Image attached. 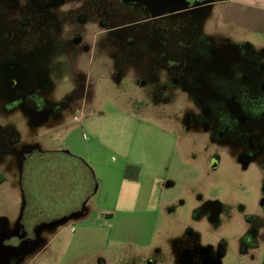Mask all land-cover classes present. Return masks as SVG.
Here are the masks:
<instances>
[{
  "label": "rangeland",
  "instance_id": "374dc122",
  "mask_svg": "<svg viewBox=\"0 0 264 264\" xmlns=\"http://www.w3.org/2000/svg\"><path fill=\"white\" fill-rule=\"evenodd\" d=\"M112 3L87 0L88 13L92 14L89 18H97V11L102 10L106 24L100 38L91 37L81 46L69 43L66 47L57 39H28L21 51V64L25 68L15 76L19 77L22 94L32 93L29 101L50 115L44 126L34 130L33 140L42 150L64 149L88 161L98 184L85 205L88 213L82 217H86L62 227L61 241L41 263L96 264L100 258L106 264H179L191 258L186 253L191 254L201 246L211 249L213 254L220 251V264H248L250 247L242 239L245 230L242 216L234 212L238 201L228 197L239 196L237 188L229 184V159L224 154H219V161L213 158L214 145L206 134L181 131L177 120L182 117V105L189 96L179 84L176 70L167 68L164 53L169 52L170 44L178 48L184 43L197 46L201 34L227 35L234 41L264 50V2L250 6L226 0L224 7L216 10L215 20L222 13L218 26L209 23L198 28L183 23L177 33L171 26L166 33L168 42H159L157 50L149 48L146 42L128 44L120 38L115 43L116 51L109 54L106 48L112 45L116 27L119 32L124 29L121 34L154 31V26L149 24L123 26L126 22L113 16ZM9 7L11 0L0 6V20L1 12ZM72 15L76 19L87 17L76 10ZM1 26L8 28L10 34H17L14 22L0 21ZM100 50L106 51L103 59ZM65 52L71 57L64 58ZM202 58L208 61L206 54ZM169 59L177 61L173 54ZM140 65H145L141 76L137 73ZM63 66L81 69L64 70ZM73 82L84 87L88 102L77 104L74 112L68 109L73 121L63 125L67 117L59 118V112L67 98L62 103L59 100L73 89ZM53 83L54 89H49ZM37 90L41 92L35 93ZM4 111L14 110L6 107ZM6 121L1 122L6 132L17 127L22 141L32 139L31 130L17 113ZM57 125L62 128L54 130ZM4 160L6 168L1 165ZM9 161V156L0 157V216L13 221L20 212L21 193L16 173L9 172ZM34 161L40 164L38 156ZM217 162L219 166L214 170L212 163ZM134 164L142 168L144 185L136 211L124 213L114 208L122 193L119 169ZM77 172L81 179L82 169L78 168ZM72 180L70 177L63 182ZM79 183L80 191L63 187L62 193L49 195L43 184L35 182L34 189L45 203L40 204L41 211L34 221L58 219L80 208L85 193L81 190L82 179ZM32 189L25 184L27 198ZM211 200H219L224 209L217 232L206 221L198 223L194 218L195 212ZM29 203L25 217L32 221ZM62 246H66L64 252ZM259 247L260 263L254 264H264V245ZM54 248L62 249L59 258H55Z\"/></svg>",
  "mask_w": 264,
  "mask_h": 264
},
{
  "label": "flooded vegetation",
  "instance_id": "af4514ba",
  "mask_svg": "<svg viewBox=\"0 0 264 264\" xmlns=\"http://www.w3.org/2000/svg\"><path fill=\"white\" fill-rule=\"evenodd\" d=\"M6 1L0 0V6L6 4ZM111 1L113 16L126 22L123 26L129 28L133 24H149L154 26V31L147 29L137 34H121L124 29L119 32L116 27L113 30L112 45L106 48L109 54L116 51L115 43L120 38L128 44L146 42L149 48L157 50L159 42H168L169 36L166 33L171 26L175 33L183 23L198 28L209 23L218 26L215 20L216 10L226 0ZM75 10L87 17L73 18L72 13ZM91 15L88 13L87 0H11V7L1 12L0 21L14 22L17 34L12 35L8 28L0 27V157H10L8 169L11 174L17 175L21 208L13 221H7L6 217L0 216V264H6V261L7 264L34 262L33 256L47 242L46 235L58 226L52 225L53 222L72 214L79 217H71L67 222L78 220L87 212L86 206H81L72 214L58 219L34 221L41 208L40 196L34 189L37 166L34 157H39L44 152L65 150H42L33 140L34 130L44 126L50 115L29 101L32 93L22 94L19 77L15 75L25 68L21 64V51L28 39H57L64 46L69 43L81 46L91 37L100 38L104 32L102 27L106 24L102 10L97 11V18H89ZM198 40L195 47L190 43H184L182 48L170 44L169 52L164 53L167 68L170 71L176 70L179 84L189 96L182 105L183 115L177 120V124L186 133L192 131L206 134L214 145L215 160L219 161V154L228 157L231 174L229 184L239 192L237 198L232 195L228 197L238 201L237 210L234 212L242 216L245 229L242 239L250 247V260L247 263H258L259 246L264 245V50L234 41L227 35L201 34ZM14 48L19 53H15ZM106 51H99L102 59ZM170 54L176 56L177 61H171ZM205 54L208 61L202 58ZM70 57L71 54L65 52L64 58ZM62 69L81 68L63 66ZM144 69L145 65L138 66L137 73L141 76ZM54 84L49 85V89H54ZM72 88L59 100L62 103L67 98L63 102L64 109L59 112L61 119L69 117L68 109L74 112L77 104L88 102L84 87L73 82ZM6 107H12L14 111L6 113ZM16 113L21 121L26 122L32 135L34 134L30 135L32 139L22 141L17 127L11 132L4 129L1 122H7ZM1 165L6 168L7 161L4 160ZM218 166L219 162L212 163L214 170ZM26 183L33 188L29 198L24 190ZM29 202L32 221H27L25 217ZM223 211L219 200L206 201L195 212L194 218L198 223L206 221L217 232L220 230L219 221ZM216 251L213 254L209 248L197 247L191 254L186 253L191 257L189 260L184 259L179 264H220L218 255L221 252ZM242 252L240 250L241 254ZM96 264L106 262L99 258Z\"/></svg>",
  "mask_w": 264,
  "mask_h": 264
},
{
  "label": "trees",
  "instance_id": "16d2710c",
  "mask_svg": "<svg viewBox=\"0 0 264 264\" xmlns=\"http://www.w3.org/2000/svg\"><path fill=\"white\" fill-rule=\"evenodd\" d=\"M47 157L49 159H47ZM39 160L40 164H38L35 169V177L37 179L36 182L38 184H43L45 187L44 191H47L49 195L62 193L63 187H67V189L72 192L80 191V189L77 188H79V182H81L82 179L84 190H81L85 193V195L84 200L81 202V206H85L89 199L97 191L98 184L95 174L88 163L82 158L64 151L44 152L39 155ZM53 160H56L57 162ZM78 168H81L83 171V176L81 177V179H79L80 174L77 172ZM139 174L140 168L138 166L127 165L124 169V179L127 181H137L139 178ZM70 177L73 180L70 183L65 184L63 180H66V178L70 179ZM74 186L76 187L75 189ZM41 203H45L43 199L41 200ZM78 209L79 208L74 209L71 214Z\"/></svg>",
  "mask_w": 264,
  "mask_h": 264
},
{
  "label": "crops",
  "instance_id": "0c3cea01",
  "mask_svg": "<svg viewBox=\"0 0 264 264\" xmlns=\"http://www.w3.org/2000/svg\"><path fill=\"white\" fill-rule=\"evenodd\" d=\"M233 1L245 3V4L250 5V6L251 5L252 6H255L257 3H260V2H261V5H262V2H264V0H233ZM225 4L226 3H223L221 5V7H224ZM221 19H222V13L219 14L217 16V18H216L217 25H218V23L220 25ZM72 121H73V119L71 117H69L65 121H63L64 122L63 125H65L67 123L70 125ZM60 128H62L61 125H57L54 128V130L60 129ZM58 150H64V149H58ZM65 151H67V150H65ZM79 158H81V157H79ZM86 162L88 163V161H86ZM134 166H136V165L134 164ZM139 168H140L139 178L135 182L134 181H127V180H125L124 179V169L125 168L124 167H121L119 169L120 174H121V177H120L121 178L120 179V186L122 187L121 188L122 189V193H120L118 195V197L116 199V202H115L114 208L117 209L120 212H124V213H134L136 211L137 207H138V203L140 201V196H141L142 189H143V185H144V182H143L144 175H143V172H142V168L141 167H139ZM151 188H150L149 195H151V192H152ZM123 190H125L126 192L124 191L125 193H123ZM87 213H86V215H87ZM86 215L84 217L78 219V220H73V221H81V220H83L86 217ZM73 221L71 220V222H73ZM66 224L67 223L65 222L62 225L56 226V228L51 233H49V234L46 235L47 242H46L45 246L42 247L41 249H39L36 252V254L33 256L32 260H34L35 262L36 261H38V262L40 261V263H41L44 260H46V258L47 259L49 258L50 251H51L52 247L54 245H56L58 241H61V237H62V234H63L62 227L64 225H66ZM55 247H58V246H55ZM65 247L66 246H62L61 247L63 249V252L65 250ZM54 249L56 250L55 251L56 252L55 258H59V256L62 254L61 253L62 252V249L61 250L60 249L58 250L57 248H54ZM31 263H33V262H31ZM24 264H30V262H26Z\"/></svg>",
  "mask_w": 264,
  "mask_h": 264
},
{
  "label": "water",
  "instance_id": "95a60500",
  "mask_svg": "<svg viewBox=\"0 0 264 264\" xmlns=\"http://www.w3.org/2000/svg\"><path fill=\"white\" fill-rule=\"evenodd\" d=\"M80 216H81V215H80ZM71 217H77V218H78L79 215L76 216V215L72 214L71 216L61 218V219H59V220L53 222L52 225H62V224H64L65 222H67L68 219L71 218ZM6 264H7V261H6Z\"/></svg>",
  "mask_w": 264,
  "mask_h": 264
}]
</instances>
